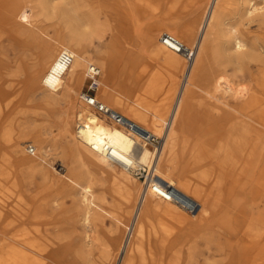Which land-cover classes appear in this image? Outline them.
<instances>
[{"label": "bare ground", "instance_id": "1", "mask_svg": "<svg viewBox=\"0 0 264 264\" xmlns=\"http://www.w3.org/2000/svg\"><path fill=\"white\" fill-rule=\"evenodd\" d=\"M0 8L6 13L7 20L18 25L24 33H30L34 42L41 43L39 56L43 64L35 83L45 92V105L51 115L57 117L61 135L72 143L74 141V147L70 149L72 164L107 172L120 189L132 197L138 193V185L132 180L136 177L123 168L120 159L125 160V154L134 151L143 135L135 129L128 132L121 126H110L75 98L77 89L84 84V76L91 69L98 71L101 77L97 80L101 93L97 97L99 100H107L104 102L107 106L154 136L163 127L165 137L164 134L157 136L163 138L161 147L150 150L142 144L137 153V160L151 168L153 178L146 182L147 187L138 198L132 233L126 241L119 243L114 261L118 260V264H201V258H204L202 264H264V222L261 217L264 154L258 151V146L264 145V100L259 95L261 85L254 81L257 73L264 69V0H215L209 16L204 17L207 21L198 30V33L202 31L200 38L196 36V30L179 28L178 39L195 49V59L190 67L185 65L181 54L157 51L156 57L161 63L184 72L182 88L173 74L166 85L156 80L145 86L141 72L135 74V66L118 75L108 55L90 63L83 50L86 22L79 18L83 30L67 25L66 31L57 30L53 34L40 29L38 21L33 25V16L36 20L47 13L45 0H0ZM252 24H256L257 30L251 29ZM34 28L39 33H35ZM164 34L171 33L154 27L146 39L160 47L157 41L163 46L161 38ZM63 52H69L73 57L69 65L59 61ZM213 64L218 66V73L213 70ZM230 67L232 74L228 71ZM245 70L251 71L253 82L239 88L235 79ZM262 74L264 78V70ZM116 79L122 92L110 86ZM10 99L11 95L0 87V116L1 108ZM2 122L1 116L0 125ZM77 123V131H74ZM77 137L82 139L84 146L75 143ZM45 142L39 133L31 141L39 151L44 149ZM105 145L110 148L108 151L104 150ZM27 164L35 172L41 165L38 160ZM59 166L60 170H54L67 178V171L72 166ZM200 169L203 171L199 172ZM255 172L263 175L257 178ZM155 177L165 186L156 184L152 187ZM201 178L206 181L201 183ZM70 182L84 193V224L89 228L93 221L103 217L106 209L95 202L91 186H82L71 179ZM163 188L174 189L180 197L172 192L175 195L172 199L159 200L157 194ZM238 191H250L255 200L261 199L259 203L256 201L259 204L256 214L253 207H240ZM195 205L201 207L199 212L187 215L185 212H190ZM152 216L158 217L161 224L155 242L145 244L147 223ZM205 224L211 232L208 236L197 233L193 237L177 239L175 243L170 237L174 232L190 236L197 227ZM170 225L175 229H168ZM160 228L170 231L169 236L160 238ZM87 237L91 239L90 235ZM222 240L227 243L222 244ZM198 241L205 244V250L199 251ZM43 243L36 232L18 231L10 235L8 232L0 240V264L40 262L39 256L47 250Z\"/></svg>", "mask_w": 264, "mask_h": 264}, {"label": "rangeland", "instance_id": "2", "mask_svg": "<svg viewBox=\"0 0 264 264\" xmlns=\"http://www.w3.org/2000/svg\"><path fill=\"white\" fill-rule=\"evenodd\" d=\"M45 1L47 6L45 12L47 13L36 20L33 16L34 19L31 20L33 25H36L38 21L40 26H37L40 29L53 34L57 30L66 31L67 25L71 29L83 30L81 22H78L79 18L83 20L88 24L85 28L83 50L85 58L90 63H94L98 57L108 55L118 75L135 66V74L138 75L141 72V80L145 86L155 83L156 80H160L166 85L168 79L174 76L181 88L185 82L184 72H177L175 69L165 66L156 57V53L160 49L169 54L173 53L158 41L160 47L150 44L146 35L154 27H161L177 37L176 34L180 32L179 28H186L190 31L196 30V36L199 35L198 38H200L202 35V31L198 33L200 25L203 26L207 21V18L204 17L209 16L215 2V0H205L206 3L203 0ZM1 10L0 8V87L11 95V99L1 108L3 122L0 125V132L2 129L3 131L0 133V240L2 236L8 235V232L9 235L18 231L36 232L44 240L43 247L47 250L43 256H39L40 262H33V264H44L45 262L47 264H112L119 243L126 241L132 233L135 219L134 211L137 202L144 193L143 183L139 179L132 178L139 188V194L137 193L132 197L120 189L117 181L107 172L92 171L84 167L78 168L72 164L70 149L74 147V141L72 143V140L61 135L57 117L52 116L49 108L45 105L43 96L45 92L40 90L35 83L36 76H38L43 64L42 61L40 62L39 56L41 43L34 42L30 33H24L18 25L7 20L6 13ZM251 29L257 30L256 24H252ZM33 30L35 33L38 32L35 28ZM180 40L182 41V39ZM183 61L186 65V61ZM213 70L218 73L216 64H213ZM263 70L257 73L254 80L261 85L259 95L262 101L264 100ZM228 71L232 74L233 69L230 67ZM250 72V70H245L237 74L235 81L237 80L236 83L239 88L253 82ZM84 79V84L77 89L75 98L88 107L80 100V94L87 91L89 87V80L86 75ZM110 86L115 90L117 89V92H122L117 79ZM95 87V91L92 93L99 98L101 93L98 83ZM163 89L164 87H162ZM59 102L61 101L59 100ZM102 102L106 103L107 100ZM100 117L110 126H114V123L102 116ZM77 126L78 123L74 126V131H77ZM161 129L157 135L159 137L164 134L163 127ZM38 133L41 139L46 141L43 145L44 149L36 150V153L31 156L26 149L27 146L33 144L31 143L33 136ZM75 143L84 146L81 138L77 137ZM161 143H163V138H161ZM149 149L153 148L149 147ZM258 151L264 154L263 144L258 146ZM35 160L41 164L38 172H35L27 164ZM60 164L72 166V169L67 171V178L57 174L54 170H60ZM118 171L120 172L119 169ZM201 171L203 169L199 170V172ZM255 175L258 178L263 174L255 172ZM68 178L82 186H91L95 202L106 209L103 212V217L93 221L89 228L84 224V193ZM158 181L155 177L152 187H156V184L161 187L165 186L164 183H158ZM200 181L204 183L206 178H201ZM170 191L180 197L174 189ZM157 198L163 202L168 201L159 194H157ZM253 198L254 196L250 191H238L240 207L243 209L253 207L252 211L256 214L257 205H259L256 201L259 203L261 199L255 200ZM200 208V206L195 205V208L185 213L196 215ZM262 208L261 217L264 222V207L262 206ZM160 224L161 220L156 216H152L148 220L143 240L145 244L155 242ZM207 227L208 224L197 227V230L190 236L185 237L182 232H174L171 233L170 237L175 243L177 239L193 237L197 233L208 236L211 232L207 230ZM168 229H175V226L170 225ZM160 230V238L169 236L170 231H164L162 228ZM87 234L91 236V239H88ZM225 242L227 243V241L222 240L221 243L226 244ZM197 245L199 251L205 250L203 242L198 241ZM215 251L213 246L212 253ZM203 262L204 258H201V264ZM113 264H118V260H115Z\"/></svg>", "mask_w": 264, "mask_h": 264}, {"label": "built area", "instance_id": "3", "mask_svg": "<svg viewBox=\"0 0 264 264\" xmlns=\"http://www.w3.org/2000/svg\"><path fill=\"white\" fill-rule=\"evenodd\" d=\"M161 42L163 46H165L168 50L181 54L188 67L191 66L192 62L195 59V49L186 46L180 39L173 36L172 34H164L161 38ZM73 57L69 52H63L59 58V61L63 64L69 65L72 61ZM99 77V72L91 69L87 73V78L89 80V87L87 91L81 93V100L91 108L95 113L100 116L106 118L110 122L115 125L123 127L126 131L131 132L132 130L139 131L143 136L140 137V142H137L136 148L134 151L129 154H125V160H121L123 168L135 176L137 179L141 180L144 183V189L147 187V181L152 180L153 174H151V168L142 164L137 160V153L141 149L142 144L153 149H158L161 147V138L154 136L141 128H139L135 123L128 121L119 113L115 112L112 108L107 106L104 102L100 101L95 94L92 92L95 91V86L97 85V80ZM94 150H97L96 147H93ZM110 148L105 145L104 150L108 151ZM28 154L33 156L36 153V148L32 145L28 146L27 150ZM112 152V150H111ZM164 199H172L175 195L169 191L168 188H163L162 191L158 192Z\"/></svg>", "mask_w": 264, "mask_h": 264}]
</instances>
